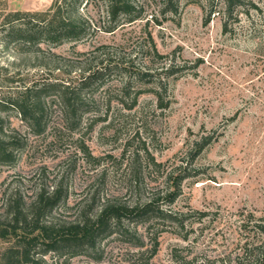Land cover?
Segmentation results:
<instances>
[{
  "label": "rangeland",
  "instance_id": "374dc122",
  "mask_svg": "<svg viewBox=\"0 0 264 264\" xmlns=\"http://www.w3.org/2000/svg\"><path fill=\"white\" fill-rule=\"evenodd\" d=\"M53 1L0 0V140L12 151L0 161V221L9 196L28 205L60 185L62 201L43 219L69 222L75 205L94 195L126 204L161 198L184 174L175 199L161 205L185 214L187 239L153 223L158 246L150 262L245 264V242H259L252 230L264 222V0L232 8L227 0H133L140 17L112 31L104 27L105 1L81 0L88 27L79 40L11 39L10 27L23 21L7 24V14L45 12ZM151 42L158 55L149 54ZM138 69L152 72V81H135ZM85 77L74 127L54 89L45 92L40 134L11 104L27 89L74 88ZM124 82L131 94L140 90L130 109L119 100ZM143 221L125 219L94 249L43 245L32 255L40 264H142L152 248ZM8 244L0 239V253Z\"/></svg>",
  "mask_w": 264,
  "mask_h": 264
},
{
  "label": "trees",
  "instance_id": "16d2710c",
  "mask_svg": "<svg viewBox=\"0 0 264 264\" xmlns=\"http://www.w3.org/2000/svg\"><path fill=\"white\" fill-rule=\"evenodd\" d=\"M104 1L106 17L108 18L104 27L107 31H112L124 23H130L141 15V9L135 6L133 0ZM177 1L167 0V3L176 5ZM79 2L81 0H54L45 12L32 14L15 12L7 14L5 17L7 24H12L15 20L23 21L17 29L11 26L8 35L11 39L25 43H34L36 39H45L56 43L79 40L85 35L86 27H88V24L85 25L87 23L86 20L78 10ZM237 2H240V0H227V5L232 8ZM223 29H227L225 21ZM147 50L150 51L149 54L153 52L158 55L152 42L147 47ZM135 73V81L143 78L152 81V72L138 69ZM84 79L85 81L74 88L54 82L27 89L21 96L11 101V104L30 125L33 132L40 134L46 127L45 92L49 89H54L58 92V100L61 104L66 124L74 127L79 125L81 121V106L83 105L81 96L83 95L84 84H86L85 87L90 85V82H88L90 77H85ZM159 82L157 87H161ZM131 86L130 82H124L120 89L121 96L119 100L128 109L136 104L137 95L140 93V90H138L131 94ZM153 90L159 102V107H161L162 98L159 95V91L155 90V88ZM163 90L165 89L163 88ZM124 94L129 96L130 103L126 102L128 99L124 100ZM6 104L10 103L6 102ZM1 143L2 140H0V161L4 159L11 160L12 151ZM83 150L85 151V148ZM169 177L167 178L168 181L170 180ZM183 178L184 174L176 177L171 190H165L161 198L158 196L156 199L134 200L132 204L116 203L108 198L100 200L99 196L94 195L90 202L75 205V215L69 222L53 220L47 222L43 219L47 210H51L53 206L62 201L63 190L60 185L53 187L49 192L40 191L28 205L21 202L20 196L18 198L9 196V200L6 202V214L0 221V239H4L9 244L0 253V264H40L33 257L32 251L36 247L41 248L43 245L55 250L80 247L94 249L100 237L110 234L113 229L122 227L125 219L133 220L135 218L136 221L144 220L143 222L146 223L148 239L152 246L149 255L142 257V264H154L150 262V258L156 253L158 232H154L153 223H167L177 233L181 234L183 239H187V231H184L186 229L185 214L161 205L164 202L172 203L179 192L178 184ZM252 231L253 236H259L260 240L259 242L246 240L240 260H243L245 264H264V222L260 221L254 224ZM131 234L139 241L140 244L138 245H143L144 241L136 235L135 231H132ZM45 250L47 248L43 251ZM175 260L178 264L191 262L190 260H185L183 256H175ZM237 264L240 263L238 262Z\"/></svg>",
  "mask_w": 264,
  "mask_h": 264
}]
</instances>
